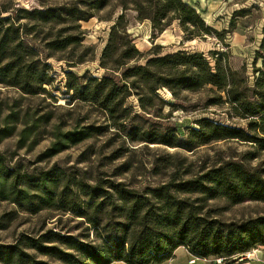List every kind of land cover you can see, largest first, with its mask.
Instances as JSON below:
<instances>
[{
  "label": "rangeland",
  "instance_id": "rangeland-1",
  "mask_svg": "<svg viewBox=\"0 0 264 264\" xmlns=\"http://www.w3.org/2000/svg\"><path fill=\"white\" fill-rule=\"evenodd\" d=\"M134 1L0 0L1 17H11L10 11L14 10L20 23H29L23 19L27 16L21 10L62 9L60 18L63 20L58 23L28 29L31 35L27 39L33 41L41 59L46 55L41 47L43 41L64 37L69 33L68 29L75 26L73 19L77 17L93 16L79 24L85 33L83 44L94 50L92 60L74 68H68L64 61L48 59L46 64L50 67L48 73L52 81L47 94L26 95L16 87L0 83V171H10L11 180L18 177V188L27 190L25 197L10 196L6 190L3 195L8 200L0 196V245L14 244L23 235L36 238L47 231L79 239L86 237L88 242L100 245L87 221L109 224L118 221L104 213L105 207L115 199L109 195L110 183L123 184L141 195L165 185L175 193V185L195 179L227 160H242L250 168L264 169V153L249 160L246 155L252 149L247 145L232 141L203 145L191 139L190 132L199 129L201 119L229 127H246L244 121L232 117L227 104H212L219 94L211 86L194 93H178L176 98L168 90L161 89L158 95L166 105L162 107L153 100L146 111H142L136 97L131 96L125 100V107L131 110L125 114L123 128L114 126L109 116L96 106L71 100L72 94L66 88V72L78 78V81L74 80L76 84L110 75L100 68L99 59L107 44L110 27L121 14L125 16L126 31L140 52L147 53L156 45L163 54L177 51L205 55L210 51L224 53L226 65L240 77H245L244 86H253L252 63L264 24L262 2L183 0L220 34L230 31L222 38L205 36L186 41L177 21L162 34L154 33L147 20L137 19ZM124 5L126 10H123ZM241 10L250 11L249 16L234 18ZM64 13L69 14L68 17ZM231 22L235 24L233 30H230ZM220 63L224 62L220 60ZM210 65L214 66L213 62ZM23 129L28 132L22 139ZM70 130L83 131L87 137L78 144H68L52 157L42 156L53 143L63 141V134ZM44 172H52L56 181L48 184V194L23 182L25 177L37 178ZM82 186L84 189L86 186L98 187L101 196L88 198L80 192ZM203 211H209L212 218L230 223L264 215V204L247 202L231 206L218 198L204 204ZM79 213L85 218L78 217ZM28 253L38 260L54 262L33 251ZM198 260L181 247L171 262L163 264H191V261H194L192 264H210L214 259ZM248 260L245 255L236 264H245Z\"/></svg>",
  "mask_w": 264,
  "mask_h": 264
},
{
  "label": "trees",
  "instance_id": "trees-1",
  "mask_svg": "<svg viewBox=\"0 0 264 264\" xmlns=\"http://www.w3.org/2000/svg\"><path fill=\"white\" fill-rule=\"evenodd\" d=\"M258 1L264 5V0ZM126 9L124 5L123 10ZM61 10H21L28 24L20 23L14 10L10 11L11 17L5 18L0 11V83L16 87L26 95L47 94L52 81L48 73L50 67L46 64L48 59L64 61L68 68H74L94 58L93 48L83 44L85 33L79 24L93 16L73 19L75 26L68 29L64 37L45 39L41 45L46 51L45 59L40 58L33 41L27 39L31 35L28 29L58 23L63 20ZM133 10L139 21L147 20L152 31L159 35L174 21L178 22L186 41L205 36L222 38L230 32H217L183 0H135ZM249 12L238 11L234 18H244ZM234 26L231 22L230 30ZM126 27L125 16L121 14L110 27L102 50L99 66L110 75L76 84L74 80L78 78L71 72L65 73L71 100L96 106L109 116L114 126L123 128L125 114L131 110L125 107V100L131 96L136 97L139 108L146 111L153 100L162 107L166 105L158 95L161 89L176 98L178 93H194L211 86L219 94L212 104H227L232 117L244 121L246 127H229L201 119L199 129L190 132L191 139L203 145L220 141L247 145L252 149L246 155L249 160L264 153V24L252 63L255 75L252 87L244 86L245 77L226 65L224 53L163 54L156 45L142 53ZM141 61L143 64H139ZM27 130H22V139ZM86 137L83 131H66L63 141L53 143L42 156L52 157L68 144H78ZM0 172V196L4 200H8L3 195L4 190L10 196H27V190L18 188V177L11 180L10 171ZM52 174L44 172L37 178L25 177L23 182L48 194V184L56 182ZM174 189L175 193L165 185L141 195L123 184L110 183L111 193L108 194L115 199L105 207L104 213L118 221L110 224L87 221L100 245L88 242L86 237L79 239L52 231L36 238L23 235L14 244L0 245V264H163L174 259L175 251L181 247L196 259H214L210 264H236L256 247H264V215L226 223L210 217L209 211H203L204 204L218 198L231 206L247 202L264 204V169L250 168L242 160H227L195 179L175 185ZM99 190L82 186L80 192L88 198H99ZM79 214L78 217L85 218L83 213ZM29 251L54 262L38 260Z\"/></svg>",
  "mask_w": 264,
  "mask_h": 264
},
{
  "label": "crops",
  "instance_id": "crops-1",
  "mask_svg": "<svg viewBox=\"0 0 264 264\" xmlns=\"http://www.w3.org/2000/svg\"><path fill=\"white\" fill-rule=\"evenodd\" d=\"M206 1H208V0H206ZM220 1H222V2H225L226 0H220ZM253 1H257V2H259L258 0H253ZM185 2V1H184ZM185 3H187V4H189L190 5V3L189 2H185ZM192 6V5H191ZM249 16V15H248ZM248 16H246V17H244V18H247ZM262 28V27H261ZM164 32V31H163ZM162 32V33H163ZM161 33V34H162ZM261 33V32H260ZM262 37V36H261ZM179 249V248H178ZM178 249L175 251V254H176V252H178ZM174 254V255H175ZM249 255V260H248V262L247 263H245V264H264V247H259V249L258 250H252L251 251V253H249L248 254ZM173 260V259H172ZM171 260V261H172ZM196 260H198V259H196ZM170 261V262H171ZM199 261V260H198Z\"/></svg>",
  "mask_w": 264,
  "mask_h": 264
},
{
  "label": "built area",
  "instance_id": "built-area-1",
  "mask_svg": "<svg viewBox=\"0 0 264 264\" xmlns=\"http://www.w3.org/2000/svg\"><path fill=\"white\" fill-rule=\"evenodd\" d=\"M247 256H248V258H249V255L247 254ZM192 262H194V261H191L190 263L192 264Z\"/></svg>",
  "mask_w": 264,
  "mask_h": 264
}]
</instances>
